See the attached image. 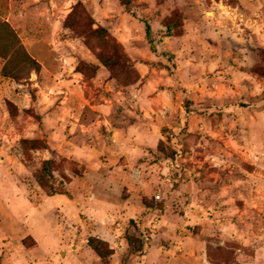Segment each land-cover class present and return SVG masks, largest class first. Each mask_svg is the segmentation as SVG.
Returning a JSON list of instances; mask_svg holds the SVG:
<instances>
[{
    "label": "rangeland",
    "instance_id": "1",
    "mask_svg": "<svg viewBox=\"0 0 264 264\" xmlns=\"http://www.w3.org/2000/svg\"><path fill=\"white\" fill-rule=\"evenodd\" d=\"M0 264H264V0H0Z\"/></svg>",
    "mask_w": 264,
    "mask_h": 264
},
{
    "label": "trees",
    "instance_id": "2",
    "mask_svg": "<svg viewBox=\"0 0 264 264\" xmlns=\"http://www.w3.org/2000/svg\"><path fill=\"white\" fill-rule=\"evenodd\" d=\"M125 5H129L131 3V0H121ZM2 25L4 26H8L6 22L2 23ZM147 36L149 38H151V28L149 26H147ZM15 38V37H14ZM14 49H15V45H14ZM21 46H18V49H15L17 52L21 50ZM15 51V52H16ZM25 53V52H24ZM26 55V58L24 59L25 63H29V58ZM12 57L9 58V60L11 59ZM30 61H33V60H30ZM33 63V62H32ZM53 169H54V161L52 160H46L44 165H43V168L42 170L40 171V177H39V183L40 184H43V185H48L47 182H48V179L50 178L52 172H53ZM88 247L93 250L94 252H96V254L100 257V258H104L106 257V255L103 253V250L104 248L107 246L108 248V244L98 238H95V237H92L89 239L88 241ZM109 250V248H108Z\"/></svg>",
    "mask_w": 264,
    "mask_h": 264
},
{
    "label": "crops",
    "instance_id": "3",
    "mask_svg": "<svg viewBox=\"0 0 264 264\" xmlns=\"http://www.w3.org/2000/svg\"><path fill=\"white\" fill-rule=\"evenodd\" d=\"M144 208H142L141 210H136V212H140V211H142ZM136 214V213H135ZM106 241H109V240H106ZM84 246H82V247H80L79 249H80V253H83V251H85V250H88L89 248H88V246H87V244L85 245V248H83ZM85 249V250H84Z\"/></svg>",
    "mask_w": 264,
    "mask_h": 264
}]
</instances>
